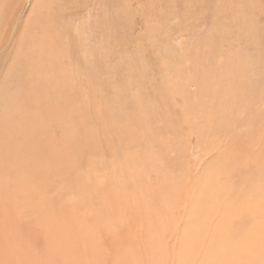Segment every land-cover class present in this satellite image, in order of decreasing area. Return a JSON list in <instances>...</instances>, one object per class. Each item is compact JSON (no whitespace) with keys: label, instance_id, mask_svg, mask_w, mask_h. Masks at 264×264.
Listing matches in <instances>:
<instances>
[{"label":"rangeland","instance_id":"1","mask_svg":"<svg viewBox=\"0 0 264 264\" xmlns=\"http://www.w3.org/2000/svg\"><path fill=\"white\" fill-rule=\"evenodd\" d=\"M263 89L264 0H0V264L195 263ZM238 240L211 264H264Z\"/></svg>","mask_w":264,"mask_h":264},{"label":"bare ground","instance_id":"2","mask_svg":"<svg viewBox=\"0 0 264 264\" xmlns=\"http://www.w3.org/2000/svg\"><path fill=\"white\" fill-rule=\"evenodd\" d=\"M256 89L261 90L260 88H256ZM260 116H264V115L260 114ZM249 127L250 126L247 127L249 129L247 132L249 133L255 130L253 137L248 136L247 132H244L247 130L245 127H244V130H239L240 129L239 128L238 131L241 133L243 132V134L238 132L239 136L241 135L243 136H242V139L238 142V144L237 145L235 144L236 145L235 148L239 150L241 155L242 156L246 155L247 157L251 156L250 150L253 147L257 146V145H254L257 142V139H261L264 136V131L262 129L257 130L254 127H253L254 129L249 128ZM252 134L253 133L249 135H252ZM239 136L238 138H240ZM263 147H264V141H262V147L259 150H261ZM251 157L252 158L248 162L247 169H254V171H252V173L250 172L247 176L245 174L244 175L242 174V176H239L241 174L236 173V169H238V167H241V165H243L246 162V159H243L242 164L238 162H233V161L230 162L229 160H227L228 163L226 162L224 167H222L223 171L216 172V173L220 172L218 176H216V173H210L208 171H207V174H205L207 182H209V180L212 178H215V182L211 180L213 182H209L207 185L204 183L203 185V187L207 186V189H208L207 193L203 195V197L207 195V200L203 198L202 202L199 204L205 206V210L208 212V215L205 216V222H204L205 227H197L196 226L197 222L192 221L195 224V226L191 231L195 234L193 237L191 234V237H192L191 240L192 242L195 241L193 243H197L196 241H199L201 239H206V238L207 239L209 238V240L206 243V247H205L204 253L202 254V258L197 260L195 263L191 261L192 264H211V255L213 254V251L217 249L218 244H226L228 246H233V248L238 249L239 248L238 238H241L242 236L247 235L250 238V240H248L247 242V247L249 249H252L253 243L251 239H259V238L264 239V231H263L264 230V216L261 213L257 212V210L260 207L264 208V181L260 180L259 179L260 176H258L257 182H254L256 183L255 185L256 192L254 196H251V192L249 189L250 179H248L250 175H255L254 173L255 171H258L259 174L264 173V151L263 153L261 151L259 154L252 155ZM234 165L236 166L234 167ZM236 174H239V175L237 176ZM254 183H251V184H254ZM229 198L233 200L231 201V199ZM226 200H230L231 202L227 201V204H226L224 202ZM221 203H224L221 209L227 208L229 212H232L231 215L228 212L221 211L220 209ZM220 211L222 213H220ZM214 215H216L219 218L216 217L217 221L215 222L214 225L213 224L211 225L209 222V218ZM234 217H235V220H233ZM229 219L233 221L230 220L229 222ZM193 220H196V219H193ZM245 220L248 222L246 227L243 226L245 225V222H244ZM208 227H213L214 229H217L218 231L216 230L214 232L209 233L207 232V229H206ZM208 251L210 252V255L207 254Z\"/></svg>","mask_w":264,"mask_h":264}]
</instances>
